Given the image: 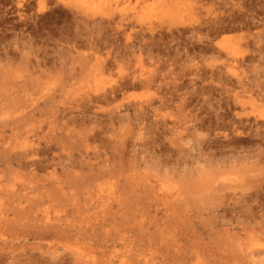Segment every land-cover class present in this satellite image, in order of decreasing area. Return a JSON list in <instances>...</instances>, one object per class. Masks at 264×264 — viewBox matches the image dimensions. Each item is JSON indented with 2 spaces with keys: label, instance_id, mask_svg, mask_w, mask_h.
<instances>
[{
  "label": "rangeland",
  "instance_id": "1",
  "mask_svg": "<svg viewBox=\"0 0 264 264\" xmlns=\"http://www.w3.org/2000/svg\"><path fill=\"white\" fill-rule=\"evenodd\" d=\"M0 264H264V0H0Z\"/></svg>",
  "mask_w": 264,
  "mask_h": 264
}]
</instances>
